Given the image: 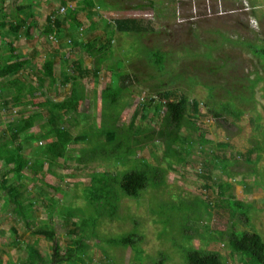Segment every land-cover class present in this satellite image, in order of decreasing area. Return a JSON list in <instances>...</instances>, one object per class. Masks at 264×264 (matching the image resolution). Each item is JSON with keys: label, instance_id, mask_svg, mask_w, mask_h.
I'll return each mask as SVG.
<instances>
[{"label": "rangeland", "instance_id": "1", "mask_svg": "<svg viewBox=\"0 0 264 264\" xmlns=\"http://www.w3.org/2000/svg\"><path fill=\"white\" fill-rule=\"evenodd\" d=\"M65 1V6L59 0H5L4 3L8 13H12L17 5L30 3L39 18L32 40L19 34L12 42L15 53L30 60L29 67L18 76L24 83L37 88L33 96L24 100L34 105L45 100H59L67 94L69 83L64 84L63 80L75 76L72 63L79 60L84 66H92L81 45L108 29L114 30L113 20L135 19L145 30L138 35L114 32L110 52H106L98 74L81 81L85 98L79 104L78 115L66 113L62 117L50 113L48 107L34 105L15 108L11 90L0 89V144L11 139L10 122L34 112L39 113L41 119L30 130L32 134L38 133L44 123L45 127L41 129L46 130L48 124L65 128L72 135L88 130L92 125L99 128L102 119L100 93L110 84L114 72L130 76L128 91L120 104L123 109L119 120L124 126L130 122L142 99H157V91L169 90L199 103L196 117L201 123V131L198 135L202 132L209 142L205 145L195 142L183 155L184 162L175 164L171 161L170 167L161 158L162 144L154 141L146 145L138 151L136 158L166 169L162 183L142 192L139 200L120 197L116 216L112 219L105 215L99 217L93 231L87 229L84 233L76 225L82 218L94 217L93 209L82 197L92 174L107 172L113 176L127 167L114 161L82 164L74 160L63 163L58 159L51 174L44 172L47 167L44 165L43 174L33 180H23V202L33 203L31 228L46 223L50 204L54 208L55 243L61 250L73 245L74 241L83 244L86 264H148L161 253L167 257L166 264H184L181 250L188 246L216 251L225 258V264H243L239 255L230 254L218 233H226L227 226L233 223L234 230L255 232L264 240V55L261 53L264 51V0H103L106 5L101 6L104 8L93 0L94 7L78 12L75 17L81 26H76L68 13V9L75 8L81 0ZM138 4L144 7L134 9ZM120 7L127 9L120 10ZM51 12H55L64 24L61 39L47 38L40 33ZM90 14H93L92 20L97 21L95 30L90 27L91 19L87 16ZM13 37L14 34L7 30L2 31L0 64L10 53L6 43ZM49 57L55 62L56 83L52 87L39 72ZM158 62H162L161 70L156 65ZM224 104L242 114L238 117L223 114L220 119L212 117L209 110L220 111ZM24 108L26 110L21 114L19 110ZM73 123L75 126L71 125ZM150 124L149 119L141 121L137 118L135 121L136 126ZM22 139L26 143L23 154L32 161L36 156V144L25 137ZM49 141L42 140L38 144ZM218 143L227 144L223 150L228 157L234 152L250 150L252 160L258 155L257 162L251 164L255 167L254 174L246 172L228 179L216 168L212 172L213 182L207 181L201 166L204 151H211ZM85 147H88L85 142L70 145L71 154L77 156ZM40 149L42 147H38ZM25 175L30 176L27 172ZM222 181L231 183V189L224 197L250 205L248 224L242 218L237 219L236 214L231 220L228 207L218 205L216 183ZM4 200L5 192L0 190L1 263L26 264V247L30 244L35 245L46 261L50 260L54 242L31 236L11 212L12 205H5ZM170 205L189 206L195 213H171L170 223L164 225L157 212ZM59 211H70L72 216L63 218L57 215ZM181 228H187L185 235L180 232ZM208 231H211L209 238ZM129 232L142 236L137 246L139 253L131 247L114 246L107 241Z\"/></svg>", "mask_w": 264, "mask_h": 264}, {"label": "trees", "instance_id": "2", "mask_svg": "<svg viewBox=\"0 0 264 264\" xmlns=\"http://www.w3.org/2000/svg\"><path fill=\"white\" fill-rule=\"evenodd\" d=\"M59 1L62 6L66 5L65 0ZM4 3L5 0H0V36H2L3 30H7V32L14 34V37L12 41L6 43L10 53L3 57V61L0 64V80H2L0 89L11 90V100L15 108L34 105L31 101L24 100L27 96H33L37 88L29 83H24L18 76L19 73L29 67L30 60L20 54H16L12 42L17 40L19 34H23L26 40H32L34 38L33 34L39 26L38 19L31 11L32 6L30 3L15 6L12 13H8L5 10ZM103 3V0L97 1L98 6L103 5ZM94 6L93 0H81L75 8L68 9L69 19L76 26H80L81 23L75 18L77 13L87 11L88 8ZM141 7L142 5L138 4L134 8L139 9ZM119 9L125 10L127 8L120 7ZM128 9L131 8L129 7ZM87 16L91 19L90 27L93 30L97 26V22L92 20L93 14ZM112 23L114 30L108 29L107 32L81 45L82 50L91 59L92 66H84L79 60L72 63L75 76H68L63 80L64 84L69 83L67 94L59 100H45L34 106L48 107L50 113H55L62 117L66 113L78 115L79 104L85 98L81 81L83 79L88 80L98 74L105 61L106 52H110L114 32L138 35L145 30L140 25V21L135 19H115ZM40 33L47 38H62L64 35V24L55 12H51L46 16ZM74 45L76 46L75 43ZM261 53L264 55V51ZM161 63H156L160 70L162 69ZM39 72L48 81L49 86L55 85L54 59L46 58ZM129 84V75L120 72L112 74L110 84L100 93L102 119L97 129L92 125L89 126L88 130L72 135L65 128L48 124L46 130L41 129L45 127L44 123L40 125L38 133L32 134L30 130L35 126L37 120L41 119V115L37 112L25 117L21 116L8 124L11 130V139L9 142L0 144V163L2 167L6 168L1 170L2 167H0V190L5 192L4 203L5 205H12L11 212L23 223V226L31 236L41 237L54 242L52 245L53 253L48 261L39 254L34 244L28 245L25 255L26 264H86L83 260V244L74 241L73 245L61 250L55 243V231L52 222L54 218L52 210L54 208L52 205H48L45 224L34 228L30 226L33 203L23 202L22 190L25 189L23 180L30 178L33 180L38 174H43L44 165H47L44 172L51 174L53 173L51 168L58 159H62L63 163L74 160L82 164L97 160L114 161L127 167L125 171L116 173L113 176L107 172L92 174L90 185L83 190L82 197L86 205L93 209L94 217L82 218L76 225L77 229L84 233L87 229L93 231L99 217L105 215L112 219L116 216L120 197L139 200L142 192L148 188L157 187L162 183L166 175V169L157 165L147 164L144 160L136 158L138 151H141L146 145L154 141L162 144L161 158L170 167L172 166L171 161L175 162V164L183 163V155L193 147L195 142L199 145H205L209 142L203 138L202 132L198 135V132L201 131V123L196 117L199 103L194 99L189 101L185 95L179 96L174 91L169 90L157 91V99L153 97L142 99L136 107L130 122L127 126H124L119 120L120 112L123 109V104H120L121 102L123 103L122 98L128 91ZM117 107L119 109L115 112L114 110ZM108 109H110V112L107 111ZM25 110V108L20 109L19 112L23 114ZM209 113L212 117L218 119L223 118V114H229L234 117L242 114L240 110L226 104L220 106V111L210 109ZM137 118L141 121L149 119L151 124L149 126H136L135 121ZM48 122L50 123L52 120ZM75 124H77L76 121ZM75 124L71 125L75 126ZM192 133H194L195 139H193ZM23 137L36 144V156H34L32 161L25 158L23 154L24 145H26L22 141ZM42 140L50 141L39 145L38 143ZM84 142L88 144V147L81 148L79 155L73 156L70 145ZM217 146V148L213 147L211 151H204L201 166L207 181L213 182L212 172L216 168H219L218 170L228 179H235L246 172L254 174L255 167L254 165L251 166V164L256 163L259 156L257 155L255 160H252V150L245 153L234 152L228 157L223 150L228 147L227 144L218 143ZM38 147H42V149L38 150ZM63 167L66 168V166ZM25 172L29 173L30 176L25 175ZM9 174H11V177H8ZM240 182L243 183L244 181H238V183ZM216 184L218 187V205L228 207L231 220L235 218L236 214L238 215L237 219L242 218L248 224L250 205L234 198L224 197L225 192L231 189L229 181H222ZM201 204L209 206L205 203ZM183 211L195 213L189 206L177 207L170 205L168 208H160L157 214L160 216L161 222L166 225L170 223L171 213L176 215ZM58 214L63 218L72 216L70 211H59ZM186 225H188V222H186ZM234 226L235 224L230 223L227 226L226 233H218L220 240L226 242L230 249V254L239 255L243 264H264V240L261 236L255 232L234 230ZM186 229L181 228L180 232L185 235ZM210 232H207L209 234L207 238L210 237ZM212 239L217 240L216 238ZM107 241L114 246L131 247L139 253L137 246L142 241V236L136 232H129ZM181 256L184 264L226 263L225 258L218 252L204 250L200 247L188 246L187 248H182ZM166 261V255L161 253L157 259L148 264H166ZM0 264H2L1 261ZM133 264L139 263L135 262Z\"/></svg>", "mask_w": 264, "mask_h": 264}, {"label": "crops", "instance_id": "3", "mask_svg": "<svg viewBox=\"0 0 264 264\" xmlns=\"http://www.w3.org/2000/svg\"><path fill=\"white\" fill-rule=\"evenodd\" d=\"M98 1V0H97ZM105 3H103V5H104ZM106 5V4H105ZM149 5H151V3L149 4ZM101 7H103L104 8V6H101ZM142 7H144L143 5H142ZM141 7V8H142ZM131 8V7H130ZM134 8V7H133ZM141 8H139V9H141ZM132 9V8H131ZM135 9V8H134ZM32 12H33V14L35 15V10H34V8H32V10H31ZM36 16V15H35ZM37 17V19H39L38 18V16H36ZM78 21V20H77ZM94 21V20H93ZM79 22V21H78ZM95 22H97V21H95ZM91 24V23H90ZM97 24V23H96ZM81 26V25H80ZM97 28V26L93 29V30H95ZM64 29H65V27H64ZM116 32V31H115ZM103 34V33H102ZM114 37V36H113Z\"/></svg>", "mask_w": 264, "mask_h": 264}]
</instances>
